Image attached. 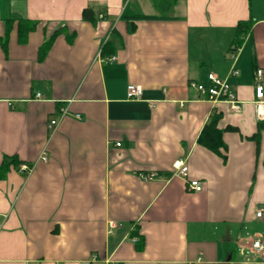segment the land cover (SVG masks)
<instances>
[{"label": "crops", "instance_id": "1", "mask_svg": "<svg viewBox=\"0 0 264 264\" xmlns=\"http://www.w3.org/2000/svg\"><path fill=\"white\" fill-rule=\"evenodd\" d=\"M88 5L106 13L85 20ZM158 7L0 0V167L5 157L33 165L29 173L11 165L0 176V264H81L93 256L95 264H264L251 248L264 238V216L256 215L264 204V122L255 104L264 0ZM141 14L156 17L130 18ZM249 20L232 56L237 25ZM28 23L35 28L22 39ZM209 72L228 78L239 110L191 86ZM131 83L143 88L140 99L128 98ZM215 113L227 147L219 151L199 139ZM179 158L204 182L201 191L173 173ZM150 171L158 176L141 177Z\"/></svg>", "mask_w": 264, "mask_h": 264}, {"label": "built area", "instance_id": "2", "mask_svg": "<svg viewBox=\"0 0 264 264\" xmlns=\"http://www.w3.org/2000/svg\"><path fill=\"white\" fill-rule=\"evenodd\" d=\"M101 16L103 14L101 13ZM239 50V49H238ZM238 52H231L232 56H235ZM115 56L108 57V60L113 61ZM238 71L233 68L231 74H237ZM255 104H256V113L260 121L264 122V69L259 68L256 70L255 76ZM191 86L203 96L208 97L212 101H225L230 104L232 110H239L242 104V101L237 97L235 89L232 84L229 82L228 78H224L216 74L215 72H209L206 82L191 81ZM143 95V88L139 84L131 83L127 88V96L130 99H140ZM37 97H41L40 93L36 94ZM68 112L67 106H62L60 108L61 115H65ZM77 117L81 118L80 114H76ZM58 123V118H53L50 121V127H54ZM121 143L118 142V145ZM44 160L47 159L45 154L42 155ZM174 174L180 175L185 178L186 185L188 189L194 191H201L204 188V182L201 179L189 177V170L186 164L185 159L179 158L174 162ZM19 169L22 172H31L33 165L27 162H22L19 165ZM141 177L145 180H153L158 176L156 171L143 172L140 174ZM257 217L264 216V204L261 205L256 213ZM115 226V222L111 221V227ZM135 240H138L137 237H134ZM251 248L256 253H259L264 259V238L256 237L251 242ZM96 257L85 259L81 264H95Z\"/></svg>", "mask_w": 264, "mask_h": 264}, {"label": "trees", "instance_id": "3", "mask_svg": "<svg viewBox=\"0 0 264 264\" xmlns=\"http://www.w3.org/2000/svg\"><path fill=\"white\" fill-rule=\"evenodd\" d=\"M101 13H106V10L104 7H93L92 5H88L87 7L84 8L83 10V18L85 20H91V21H96V19L98 18L99 14ZM156 16L154 15H134V16H130V18L134 19H143V18H155ZM251 22L252 20L249 21H240L237 25V36L234 39L231 48H230V53L231 52H238V49L241 47L242 42H243V38L244 35H246L248 33V31L250 30L251 27ZM35 23H28V26L26 28H22L21 26V36L22 39L25 37V32L26 31H30L33 30L35 28ZM134 28V23L132 21L131 24V29ZM60 32V30L55 31L51 37H49L42 45L41 49H40V55L44 56L48 50V48L50 47V45L53 42L54 37ZM73 35V34H72ZM69 36V39H72L73 36ZM218 119H219V115L218 114H213L209 120V122H207L201 133L199 136L200 141L205 144L207 147L219 151V148L221 146H224L225 149L227 148L226 145L223 143L222 140V132L224 129H221L218 127ZM226 130H237V127L234 126H227L225 128ZM257 136V134H255V137ZM23 161H20L17 157H5L3 159L2 165L0 167V176L4 175V173L9 169V167L11 165H14L16 167H19L20 163H22ZM144 245V243L141 241L138 242V246L139 248H142Z\"/></svg>", "mask_w": 264, "mask_h": 264}, {"label": "rangeland", "instance_id": "4", "mask_svg": "<svg viewBox=\"0 0 264 264\" xmlns=\"http://www.w3.org/2000/svg\"><path fill=\"white\" fill-rule=\"evenodd\" d=\"M155 1V3L159 4V7L167 5L168 3H170L172 0H153ZM158 7V9H159Z\"/></svg>", "mask_w": 264, "mask_h": 264}]
</instances>
